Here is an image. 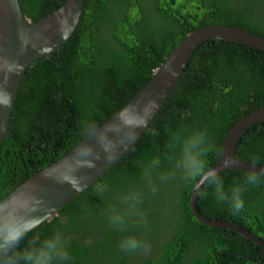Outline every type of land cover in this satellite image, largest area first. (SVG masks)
<instances>
[{"label":"trees","instance_id":"obj_1","mask_svg":"<svg viewBox=\"0 0 264 264\" xmlns=\"http://www.w3.org/2000/svg\"><path fill=\"white\" fill-rule=\"evenodd\" d=\"M19 1L24 15L37 22L68 0ZM218 25L264 38V0H86L75 33L26 72L0 149V199L66 156L83 139L80 121L105 124L151 82L155 70L189 34ZM263 106L264 52L224 41L203 44L132 150L36 231L42 237L62 232L71 264H253L239 255L247 254L250 240L197 220L191 208L192 187L178 176L162 182L159 175L171 167L167 143L173 133L206 130L204 159L215 167L228 131ZM155 156L162 163L153 175L158 191L152 194L143 174ZM236 157L264 167V123L248 130ZM247 174L220 173L226 186L243 184ZM96 184L106 186L102 196ZM130 190L144 192L140 208L147 224L129 223L119 231L108 223L105 212L109 206L120 208L121 194ZM208 192L207 197L198 195L202 215L237 224L264 240V177L259 185L246 186L245 206L238 214L218 204L211 189ZM129 235L146 241L147 247L122 252L119 241ZM263 257L257 264H264Z\"/></svg>","mask_w":264,"mask_h":264},{"label":"water","instance_id":"obj_2","mask_svg":"<svg viewBox=\"0 0 264 264\" xmlns=\"http://www.w3.org/2000/svg\"><path fill=\"white\" fill-rule=\"evenodd\" d=\"M85 5L86 0H68L57 11L37 22H32L24 15L19 0H0V149L9 135L17 95L26 72L34 62L53 55L75 33ZM210 41L235 43L264 52L263 37L236 27L207 26L189 34L155 70L151 82L125 106H132L126 114L129 119H137L142 111L151 113L146 126L136 130L134 142L120 148L112 162L101 157L96 161L94 168H80L79 182L73 175V162H66L56 168L52 167L68 157L71 150L51 166L27 179L6 198L0 199V225L7 223L9 226H14L17 222L22 223L25 217L31 216L40 217L43 221L41 225L49 222L103 178L132 150L151 127L180 82L196 50ZM115 116L100 127L107 125ZM261 122H264V106L239 120L228 131L221 145V160L214 167L219 174L226 170L249 173L255 169L264 172L263 166L239 160L236 157L242 138L248 130ZM225 161H231V167H225ZM76 188L80 190L77 191ZM197 201L198 194L193 190L192 211L203 224L231 230L254 242H259L258 237L237 224L211 220L202 216L197 207Z\"/></svg>","mask_w":264,"mask_h":264},{"label":"clouds","instance_id":"obj_3","mask_svg":"<svg viewBox=\"0 0 264 264\" xmlns=\"http://www.w3.org/2000/svg\"><path fill=\"white\" fill-rule=\"evenodd\" d=\"M131 107L120 109L113 120L102 128L92 120L80 121V136L83 139L76 142L68 157L52 167L73 162V175L79 182L80 168H94L96 161L101 157L112 162L118 150L134 142L136 130L145 127L147 120L150 119L151 113L143 111L137 119L127 118L126 114ZM208 142L206 130L193 131L186 135L181 132L173 133L167 143V159L171 167L166 173L160 174L159 179L164 182L178 176L203 197H207L208 190L211 189V194L218 204L227 206L232 214H238L245 206L243 192L246 186H257L262 183L264 172L253 169L244 177L243 184L226 186L218 170L205 162ZM76 161L80 163L76 164ZM161 163V157L155 156L145 166L143 179L145 187L152 194L158 191L153 175L159 173ZM224 166L231 167V161H225ZM105 187L103 184H96L97 195L102 196ZM144 195V192L137 190L122 193L119 198L121 207L109 206L105 212L108 223L119 231H123L129 223H135L137 226L146 225V216L140 208ZM42 222L40 217L31 216L25 217L22 223L17 222L14 226L7 223L0 225V264H71L72 255L64 234L53 231L42 237L36 231ZM29 233L33 235L31 239H26ZM146 247L147 242L134 235L126 236L119 241V248L125 253L137 252Z\"/></svg>","mask_w":264,"mask_h":264},{"label":"flooded vegetation","instance_id":"obj_4","mask_svg":"<svg viewBox=\"0 0 264 264\" xmlns=\"http://www.w3.org/2000/svg\"><path fill=\"white\" fill-rule=\"evenodd\" d=\"M264 122H261L260 124H263ZM226 136V135H225ZM225 138V137H224ZM192 208V207H191ZM172 210H174V208L172 207ZM201 213V212H200ZM174 214V213H173ZM172 214V215H173ZM194 214V213H193ZM202 214V213H201ZM204 216V215H202ZM196 217V216H195ZM205 217V216H204ZM197 218V217H196ZM207 218V217H206ZM209 219V218H208ZM198 220V218H197ZM200 221V220H199ZM201 222V221H200ZM243 228V227H242ZM248 231V230H247ZM250 232V231H249ZM252 233V232H251ZM238 234V233H237ZM254 234V233H252ZM240 235V234H239ZM256 237H258V240L259 242H254L250 239L251 241V244L247 246V254H244V253H239L240 257L243 256L244 258H246L247 260L249 261H252L253 264L256 263L261 260V258L264 256V247H263V244H264V240H263V236H260L259 234H254ZM242 236V235H241ZM246 238V237H245ZM197 253L195 252L193 256H195ZM252 257V258H251ZM256 257V258H254ZM264 258V257H263ZM127 262H132V261H126V262H123L122 264H127ZM137 262H140V261H137ZM103 264H105V262L102 261Z\"/></svg>","mask_w":264,"mask_h":264}]
</instances>
